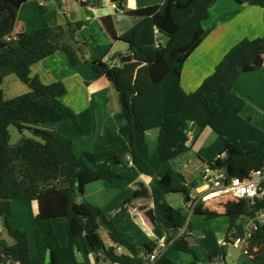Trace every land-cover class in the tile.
Instances as JSON below:
<instances>
[{
    "label": "trees",
    "instance_id": "1",
    "mask_svg": "<svg viewBox=\"0 0 264 264\" xmlns=\"http://www.w3.org/2000/svg\"><path fill=\"white\" fill-rule=\"evenodd\" d=\"M122 1L113 0L119 5ZM217 1L165 0L159 6L128 11L135 24L121 36L112 19H105L112 40L126 43L128 49L114 54L109 61L95 58L93 78H108L118 93L125 118L119 132L131 148L127 159L114 151L77 156L73 141L48 126L70 119L80 128L75 112L61 100L67 91L65 84H44L38 75L32 76L34 66L59 53L77 66V53L85 47L79 36L86 23L67 20L64 25L15 34L22 2L0 0V218L11 240L0 238V264H52L50 255L53 264H85L77 258L81 241L97 255V264L100 254L111 264H145L156 243L132 244L102 207L86 198L88 186L96 182L136 185L138 189L126 202L130 205L149 196V190L138 182L140 176L152 179L154 208L146 215L166 233L169 243L154 264H177L168 256L171 250L193 255L192 264H197V255L188 241L192 227L187 214L166 201V195L182 193L189 204L196 183H188L184 175L172 169L155 178L149 133L158 130L156 149L164 163L189 150L187 129L194 123L201 130L211 129L223 140V153L210 163L212 170H225L229 178L244 179L264 167V130L256 127L250 117L241 116L245 101L234 92L242 74L264 67V36L246 38L233 46L195 92H186L181 84L185 64L210 33L203 22L209 19ZM235 2L264 10V0ZM40 9L46 13L44 5ZM11 76L26 85L27 92L7 97L4 84ZM10 126L20 132L29 130L34 138H22L13 146ZM112 195L110 192L109 198ZM15 201L39 203L34 257L28 234L9 224ZM262 208L261 201H238L227 209L226 244L207 255L212 263L227 256L233 239L243 233V218L254 217ZM194 214L206 220L219 217L202 211L200 204ZM57 220H65L67 246L59 241L54 226ZM101 229L107 231L111 246L103 240ZM114 244L125 247L130 254H118ZM236 264H264V229L253 236L247 261Z\"/></svg>",
    "mask_w": 264,
    "mask_h": 264
},
{
    "label": "crops",
    "instance_id": "2",
    "mask_svg": "<svg viewBox=\"0 0 264 264\" xmlns=\"http://www.w3.org/2000/svg\"><path fill=\"white\" fill-rule=\"evenodd\" d=\"M164 1L123 0L119 5L113 0H43L40 3L21 0L22 7L17 18L15 34L64 25L67 20L86 23L79 36L85 47L83 52L77 53L79 60L77 66L71 65L67 58L59 53L32 68V76L38 75L44 84L57 81L65 84L67 91L61 100L75 112L80 128L70 119H64L48 126L73 141L77 156H83L85 152L114 151L130 159V143L119 132L125 125V118L118 93L108 78H93L92 62L97 57L109 61L114 54L125 53L128 49L126 43L112 40L104 22L105 19H112L117 34L121 36L135 24V20L128 15V11L159 6ZM40 5L46 7L45 14L41 12ZM203 26L210 30V33L189 58L182 72L181 84L188 93L195 92L203 81L214 73L217 65L233 46L246 38L256 39L264 36V10L259 6L239 5L235 0H218L211 8L210 17L203 22ZM69 85L79 88L84 86L87 92L83 104L78 106L75 104L79 96H76L74 104L65 103L64 98L70 91ZM234 92L245 101L241 116L250 117L256 127L264 130V67L261 70L242 74L234 87ZM187 133L189 150L168 163L162 162L160 156L157 155V138L149 133L148 142L152 152L151 165L155 171V178H161L169 169H172L184 175L188 183H196L190 202L198 201L202 211L219 215L217 218L206 220L202 216L195 215L194 212L190 213V207L185 202L184 194L166 195L169 205L176 209L187 210L184 212L188 217L187 222H190L192 227L191 232L188 233V241L197 255V264H213L207 255L226 244L229 219L224 214L238 200L227 193L214 194L206 181L207 176L214 171L210 168V163L219 158L224 150V143L220 141V137L209 128L201 130L194 123L188 126ZM138 182L149 190V196L134 200L130 205H126V202L138 189L136 185L112 186L107 182H96L88 186L86 198L87 200L95 199L93 201L111 217L123 235L132 244L140 246L165 240L166 233L156 228L146 215V211L154 208L151 193L152 179L140 176ZM110 192H113L111 198H109ZM103 198L104 200H101ZM109 206H113V209ZM12 210L13 214L9 219V224L13 229L28 234L30 253L34 257L37 255L35 229L39 203L37 201H15L12 204ZM64 221H55V229L58 224L63 226ZM135 229L138 233L142 232L143 236H138ZM105 231L104 235L103 231H100V234L105 243L111 246L112 242ZM138 237H143V239ZM0 238L11 242L1 218ZM58 238L62 246L69 244V238L64 233L61 236L58 235ZM81 243L85 244L89 257L95 256V264H97V255L89 252V246H86L84 241ZM117 247L121 248V253L116 250L118 254H128L123 247ZM168 256L177 264H192L195 261V257L191 254L175 250L169 251ZM101 257L103 256L100 254V264L103 260ZM240 257L239 262L247 261V258ZM85 264L93 263L85 262Z\"/></svg>",
    "mask_w": 264,
    "mask_h": 264
},
{
    "label": "built area",
    "instance_id": "3",
    "mask_svg": "<svg viewBox=\"0 0 264 264\" xmlns=\"http://www.w3.org/2000/svg\"><path fill=\"white\" fill-rule=\"evenodd\" d=\"M206 181L214 194L227 193L238 201H246L252 204L257 201L264 202V167L254 170L249 177L244 179L239 177L229 178L225 170H216L207 176ZM198 203V201L189 203L191 214L199 205ZM243 220L245 221L243 233L233 239L231 246L239 252L240 256H247L253 236L259 230L264 229V208L259 210L254 217H246ZM168 247L169 243H167L166 239L158 241L152 253L146 257L145 264H154ZM115 248L117 252L121 251L120 247L115 246ZM213 264L226 263L224 259H218Z\"/></svg>",
    "mask_w": 264,
    "mask_h": 264
},
{
    "label": "rangeland",
    "instance_id": "4",
    "mask_svg": "<svg viewBox=\"0 0 264 264\" xmlns=\"http://www.w3.org/2000/svg\"><path fill=\"white\" fill-rule=\"evenodd\" d=\"M73 87L74 86H71V85L68 86V88H70V91H68L67 96H65V98H64L65 103L72 105V104H74L73 101L76 100L75 99L76 96H79V99L77 102H75V104H77V106L83 104L85 93L87 92L86 89L84 88V86H81L80 88L78 86H76L74 88ZM4 90H5L7 97L13 98L15 96H18L20 94L27 92L28 88L26 85L21 83L16 78V76H11L6 80V82L4 84ZM9 132H10V143L13 146L18 144L22 138H34V136L32 135V133L29 130H24V132H20L14 126L9 127ZM150 133H151V135H153V134L155 135V133H156V135L155 136L153 135V137L157 138L158 130H153ZM220 141H222V143H223V140L221 138H220ZM223 148H224V145H223ZM156 153H157V155H159L158 152H156ZM93 200H95V199L89 198L90 202H95ZM101 200H104V198ZM113 205H115V203H113ZM109 207L111 209H113V206H109ZM184 211H187V210L185 209ZM19 219H20V217H19ZM56 230H57L59 236H61V234H63V233H64V235H67L65 227L60 225V224L56 225ZM125 230H128V229H125ZM100 231L101 232L103 231L102 234L104 235V229H101ZM135 232L138 233L136 229H135ZM138 236H143L142 232H139ZM138 238L143 239V237H141V238L138 237ZM84 245H85L84 243H80V249L77 252L78 260L83 262V263L91 262V263L95 264V262H96L95 256L89 257ZM123 248H124V251L126 253L130 254V251L128 249H126L125 247H123ZM88 250H89V252H93V250H91L90 248H88ZM118 253H121V252L118 251ZM102 256L103 257H101V258H103V260L101 261V264H111L110 262L106 261V258L104 257V255H102ZM191 256L193 257V255H191ZM239 257H240L239 252L230 245V247L228 249V256L225 258V262L227 264H236L238 262ZM241 257L247 258V256H244V255H241Z\"/></svg>",
    "mask_w": 264,
    "mask_h": 264
},
{
    "label": "water",
    "instance_id": "5",
    "mask_svg": "<svg viewBox=\"0 0 264 264\" xmlns=\"http://www.w3.org/2000/svg\"><path fill=\"white\" fill-rule=\"evenodd\" d=\"M223 258H225V256H224ZM50 262L53 264V262H52V258H51V255H50Z\"/></svg>",
    "mask_w": 264,
    "mask_h": 264
},
{
    "label": "clouds",
    "instance_id": "6",
    "mask_svg": "<svg viewBox=\"0 0 264 264\" xmlns=\"http://www.w3.org/2000/svg\"><path fill=\"white\" fill-rule=\"evenodd\" d=\"M115 246H117V245H114V247H115ZM225 257H226V256H225ZM222 259H224V260H225V258H222ZM226 264H227V263H226Z\"/></svg>",
    "mask_w": 264,
    "mask_h": 264
}]
</instances>
